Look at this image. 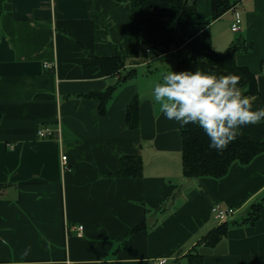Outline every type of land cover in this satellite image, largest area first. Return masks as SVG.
Instances as JSON below:
<instances>
[{
    "label": "crops",
    "instance_id": "0c3cea01",
    "mask_svg": "<svg viewBox=\"0 0 264 264\" xmlns=\"http://www.w3.org/2000/svg\"><path fill=\"white\" fill-rule=\"evenodd\" d=\"M131 2L3 1L0 264H190L194 249L203 264H264V153L247 165L233 163L222 178L187 179L180 124L151 99L152 83L166 71H203L182 55L198 57L205 45L222 53L239 42L252 45L235 62L255 75L259 95L251 103L264 106V0H230L232 8L216 20L212 1L198 0L182 27L185 43L167 50L166 33L149 30ZM236 17L238 33L231 30ZM119 53L126 59L117 71L92 61ZM44 62L55 66L45 69ZM113 86L100 113L93 95ZM135 98L132 128L127 108ZM40 125L53 127L54 137L39 138ZM240 130L261 140L264 121ZM127 156L141 157V177L112 175ZM259 203V221L240 223ZM215 205L231 209L232 223L209 247L201 241L219 225Z\"/></svg>",
    "mask_w": 264,
    "mask_h": 264
},
{
    "label": "trees",
    "instance_id": "16d2710c",
    "mask_svg": "<svg viewBox=\"0 0 264 264\" xmlns=\"http://www.w3.org/2000/svg\"><path fill=\"white\" fill-rule=\"evenodd\" d=\"M0 0V11L3 8ZM198 0H132V8H141L144 12V22L151 31H163L167 35L163 50L171 46L179 47L185 43L182 27L188 25L196 13ZM212 19L216 20L232 8L230 0H211ZM252 45L236 42L222 53H215L209 45H205L206 59L202 54L198 57L187 53L181 56V62L189 60L197 61L203 71L219 74H234L240 78L242 87H248L244 94L249 96L250 101L258 95L257 80L247 67L238 66L235 55L239 51H248ZM126 57L117 54L110 58H93L94 64L101 66L106 71H117L125 67ZM264 69V60L261 62ZM130 75V74H129ZM116 87H110L103 93L94 94L100 100V113H104L109 100L112 98ZM139 100L135 98L127 108V125L138 126ZM1 121V114H0ZM182 136V171L187 179L199 177H224L231 165L238 162L242 165L249 164L255 157L264 153V136L261 140L253 139L249 134L240 130L237 138L232 141L223 151H217L208 147L209 140L203 130L195 124L180 125ZM143 174V162L139 156H127L119 159L118 170L113 176L120 178H138ZM263 204L252 206L251 212L240 223L255 225L261 216ZM232 222L224 221L210 231L203 239L205 246L213 247L223 239ZM233 223H238L233 221ZM140 227L139 225L135 228ZM188 253L190 264H203V255L195 251Z\"/></svg>",
    "mask_w": 264,
    "mask_h": 264
},
{
    "label": "clouds",
    "instance_id": "9594fccd",
    "mask_svg": "<svg viewBox=\"0 0 264 264\" xmlns=\"http://www.w3.org/2000/svg\"><path fill=\"white\" fill-rule=\"evenodd\" d=\"M239 81L234 74L170 70L152 83L151 99L166 119L197 125L208 147L223 151L242 127L264 121V106L254 107Z\"/></svg>",
    "mask_w": 264,
    "mask_h": 264
},
{
    "label": "built area",
    "instance_id": "2783aa9c",
    "mask_svg": "<svg viewBox=\"0 0 264 264\" xmlns=\"http://www.w3.org/2000/svg\"><path fill=\"white\" fill-rule=\"evenodd\" d=\"M231 30L235 33H238L239 31H241V19L239 17H236L233 23L231 24ZM146 51L150 52V49H147ZM54 66H55L54 63L52 62L43 63V67L45 69L52 70ZM54 135H55V129L51 127L50 125H40L37 128V136L39 138H50V137H54ZM62 164L64 167H66L67 165L66 155H62ZM213 212L215 213V218L218 220L219 224L226 221L233 213L231 209H225V208L220 207L219 205L213 206ZM78 229L82 230V227L80 226ZM153 264H169V262H168V259L161 258V259H157L153 261Z\"/></svg>",
    "mask_w": 264,
    "mask_h": 264
},
{
    "label": "rangeland",
    "instance_id": "374dc122",
    "mask_svg": "<svg viewBox=\"0 0 264 264\" xmlns=\"http://www.w3.org/2000/svg\"><path fill=\"white\" fill-rule=\"evenodd\" d=\"M237 36H239V34H237ZM150 52H152V50L150 49ZM206 57V52L205 53H203L202 54V58H204V59H206L205 58ZM262 73V70H261V72H260V74ZM263 74V73H262ZM264 75V74H263ZM246 89L248 88V87H245ZM245 91V90H244ZM246 92V91H245ZM229 221V220H228Z\"/></svg>",
    "mask_w": 264,
    "mask_h": 264
}]
</instances>
